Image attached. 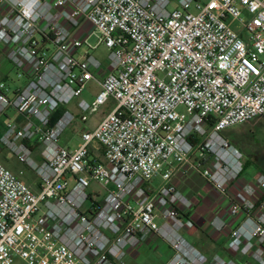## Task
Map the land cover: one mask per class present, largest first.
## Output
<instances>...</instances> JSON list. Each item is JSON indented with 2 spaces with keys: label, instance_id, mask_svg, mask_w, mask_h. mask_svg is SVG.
<instances>
[{
  "label": "built area",
  "instance_id": "2783aa9c",
  "mask_svg": "<svg viewBox=\"0 0 264 264\" xmlns=\"http://www.w3.org/2000/svg\"><path fill=\"white\" fill-rule=\"evenodd\" d=\"M102 47L105 66L91 53ZM110 101L77 147L59 144ZM256 118L264 0H0V153L23 167L0 162V264H125L152 236L172 252L166 264H264V175L245 181L222 135ZM179 171L228 202V221L211 225L233 257L185 239L196 227Z\"/></svg>",
  "mask_w": 264,
  "mask_h": 264
},
{
  "label": "crops",
  "instance_id": "0c3cea01",
  "mask_svg": "<svg viewBox=\"0 0 264 264\" xmlns=\"http://www.w3.org/2000/svg\"><path fill=\"white\" fill-rule=\"evenodd\" d=\"M245 181L251 182L248 178ZM178 191L192 204L188 217L195 223V230L188 234L193 238L199 252L207 258L218 255L224 259L233 257L227 249L228 232L218 233L211 223L216 219L228 221L229 205L213 187L197 172L184 173L179 171L173 178ZM242 218L239 219V222ZM149 256L158 260V264H166L172 252L158 237L150 239L128 253L125 264H140L142 256Z\"/></svg>",
  "mask_w": 264,
  "mask_h": 264
},
{
  "label": "rangeland",
  "instance_id": "374dc122",
  "mask_svg": "<svg viewBox=\"0 0 264 264\" xmlns=\"http://www.w3.org/2000/svg\"><path fill=\"white\" fill-rule=\"evenodd\" d=\"M93 56L104 63L107 57V51L102 47L96 52H91ZM99 86L96 82H90L86 88L84 98L91 100L99 93ZM113 102H109L106 106L101 108V110L90 115L88 122L81 123L79 118L76 119L62 134L59 144L66 148H75L78 145L80 136L85 131H90L95 129L101 122L102 118L113 110ZM75 116L79 114L77 111V101H74L67 109ZM237 149H239L243 154V164L247 165L243 174L244 180L248 178L251 182H255L259 174L264 175V118H256L245 124L235 126L231 129L226 130L222 133ZM36 159L39 160V156L35 155ZM194 158H198L197 155ZM0 162L8 167L10 165H16L19 169H23L20 164H17L16 160L11 157L7 151L3 150L0 153ZM17 168V169H18ZM25 175L27 174L35 183L36 177L33 173L25 170ZM185 239L193 244L194 240L188 234H184ZM140 264H158V260L153 259L149 256H142L140 259ZM12 264H27L24 260L20 258H15ZM250 264H257L255 261L250 260Z\"/></svg>",
  "mask_w": 264,
  "mask_h": 264
},
{
  "label": "trees",
  "instance_id": "16d2710c",
  "mask_svg": "<svg viewBox=\"0 0 264 264\" xmlns=\"http://www.w3.org/2000/svg\"><path fill=\"white\" fill-rule=\"evenodd\" d=\"M61 114H62V111H59L58 112V114L56 115V117L54 118V121H56L57 119H59L60 117H61ZM17 162V161H16ZM17 164H19L18 162H17ZM245 167H247V165H245ZM245 167H244V171H245ZM8 168L10 169V170H12L15 174H17V175H19L20 174V172L22 171V169L20 168H18V167H16V165H10V166H8ZM18 168V169H17ZM244 174V173H243ZM22 179L28 184V185H30L34 190H36L37 188H38V184H37V182L35 183L27 174L25 175H23L22 176Z\"/></svg>",
  "mask_w": 264,
  "mask_h": 264
}]
</instances>
